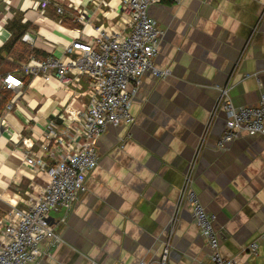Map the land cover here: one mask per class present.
<instances>
[{"label": "crops", "instance_id": "0c3cea01", "mask_svg": "<svg viewBox=\"0 0 264 264\" xmlns=\"http://www.w3.org/2000/svg\"><path fill=\"white\" fill-rule=\"evenodd\" d=\"M53 1L64 12L58 14L52 2L44 18L32 0H0V54L16 63L12 69L0 65L1 74L25 63L1 50L12 39L7 24L15 18L30 24L24 34L33 41L20 42L62 56L74 38L107 24L120 9V0H106L107 6ZM70 3L89 10L86 26L77 22ZM148 13L164 32L154 62L170 74H143L132 101L133 122L108 126L101 135L99 163L86 175L85 193L70 211L50 213L60 240L42 241L35 264H157L167 244L168 264H207L210 249L192 210L178 206L195 159L192 187L216 216L222 255L264 264V134L242 133L220 148L226 114L220 108L213 114L220 88L229 89L237 106L255 105L264 94V0H162ZM65 17L80 26L62 23ZM22 79L13 103L14 92L6 90L4 97H11L0 114L2 220L13 207L27 208L46 186L47 173L27 165L24 155L45 141L48 119L65 104L82 109L88 103L85 78L68 88L55 77Z\"/></svg>", "mask_w": 264, "mask_h": 264}, {"label": "built area", "instance_id": "2783aa9c", "mask_svg": "<svg viewBox=\"0 0 264 264\" xmlns=\"http://www.w3.org/2000/svg\"><path fill=\"white\" fill-rule=\"evenodd\" d=\"M7 5L11 0H6ZM162 0H120V9L107 24L94 26L86 34L74 38L62 56L49 54L44 58L31 56L21 65L22 77H40L51 82L55 77L64 87L79 86L83 78L88 81L85 95L87 105L75 109L65 104L46 123L45 141L37 150L25 151V162L36 171L46 172L48 181L37 195L33 196L27 208H12L6 220L0 219V264H35L41 256L40 244L45 239L52 243L60 240L50 213L65 208L70 211L73 203L86 191V175L99 163L97 143L108 126L133 122L132 101L146 71L157 78H165L169 69L156 66L163 30L149 15L148 7ZM180 3L182 0H169ZM34 8L45 18L48 5L54 2L58 14L64 7L53 0H32ZM95 6H107L106 0H90ZM70 9L77 12V22L88 24L89 10L70 3ZM9 13V12H8ZM32 42L29 34H24ZM14 71L0 73V103L3 91L14 92L12 103L19 97L24 86L22 77ZM12 103L7 108L12 107ZM226 114L225 128L218 141L220 148L238 138L242 133L264 134V94L255 105L237 106L229 95L228 88H220V95L213 114L218 110ZM26 143H28L26 141ZM52 162V164H50ZM191 161L184 184L180 189L178 206L188 204L194 222L210 249L207 264H240L234 258L225 257L220 251V238L214 228L215 214L203 206L193 189V168ZM65 222V218L61 219ZM252 243L249 249L256 250ZM167 244L157 264H168ZM138 264H149L139 261Z\"/></svg>", "mask_w": 264, "mask_h": 264}, {"label": "trees", "instance_id": "16d2710c", "mask_svg": "<svg viewBox=\"0 0 264 264\" xmlns=\"http://www.w3.org/2000/svg\"><path fill=\"white\" fill-rule=\"evenodd\" d=\"M64 19L61 21L62 23L65 22L66 24H69L71 26H78V27L80 26V24H78L75 21L70 22L69 17H65ZM66 19H67V22H69V23L66 22ZM21 21H22L21 17H17L14 20L8 22L7 28L9 29V31L12 32V39L10 41H8V43L5 44L1 48V50H4L9 54L14 55L15 59H17L19 61H24V62H27V60L30 58L31 55H33L37 58H44V57L48 56L49 54L44 53L41 50H38L34 47L28 46V45L20 42L21 38L23 37L22 35L25 33V31L30 26L29 23L23 24ZM2 64L8 65L9 68H11V69L16 65L15 62H10L9 60H7L5 57L1 56V54H0V65H2ZM2 93H3V98H2V102L0 103V114L2 113L3 109L6 108V104L11 97V94L8 95L7 98L4 97L5 93H9L6 90H4Z\"/></svg>", "mask_w": 264, "mask_h": 264}]
</instances>
